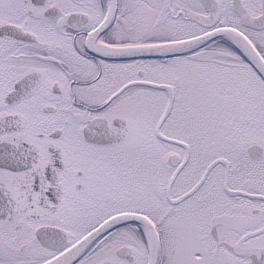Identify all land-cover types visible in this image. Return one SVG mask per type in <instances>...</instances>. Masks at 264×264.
Returning <instances> with one entry per match:
<instances>
[{"label":"snow or ice","instance_id":"obj_1","mask_svg":"<svg viewBox=\"0 0 264 264\" xmlns=\"http://www.w3.org/2000/svg\"><path fill=\"white\" fill-rule=\"evenodd\" d=\"M0 264H264V0H0Z\"/></svg>","mask_w":264,"mask_h":264}]
</instances>
